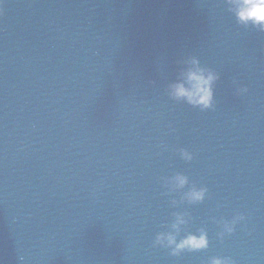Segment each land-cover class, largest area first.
I'll return each instance as SVG.
<instances>
[{
  "label": "water",
  "instance_id": "1",
  "mask_svg": "<svg viewBox=\"0 0 264 264\" xmlns=\"http://www.w3.org/2000/svg\"><path fill=\"white\" fill-rule=\"evenodd\" d=\"M193 57L219 76L213 110L167 94ZM176 215L206 250L153 247ZM214 256L264 264V33L224 0H0V264Z\"/></svg>",
  "mask_w": 264,
  "mask_h": 264
},
{
  "label": "clouds",
  "instance_id": "2",
  "mask_svg": "<svg viewBox=\"0 0 264 264\" xmlns=\"http://www.w3.org/2000/svg\"><path fill=\"white\" fill-rule=\"evenodd\" d=\"M224 3L228 5V11L238 26L245 29L251 27L257 32L264 33V0H224ZM183 64L185 66L176 81L168 85L169 98L183 102L201 112L213 110L215 107L214 85L219 79L218 74L207 67H202L194 57L183 61ZM247 91L246 87H240L236 95L246 94ZM179 155L186 162L194 158L191 152L184 149L179 150ZM187 184L188 178L182 174H175L167 181V185L173 189H183ZM207 191L205 187H192L184 194V199L189 204H199L205 199ZM186 223L183 216L176 215L174 223L170 226L171 231L157 234L153 247L168 250V254L172 257H177L183 252L193 253L206 250L209 244L208 234L202 229L197 233H187L182 238H177L181 226ZM238 224H246L244 215H234L231 220L221 219L219 221L220 231L216 234L217 240L223 242L225 236L234 233ZM207 264H234V262L227 256H214L208 260Z\"/></svg>",
  "mask_w": 264,
  "mask_h": 264
}]
</instances>
